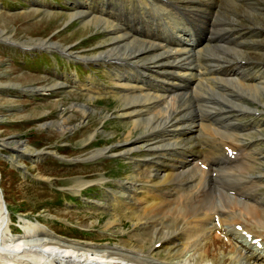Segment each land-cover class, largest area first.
<instances>
[{
	"label": "bare ground",
	"instance_id": "6f19581e",
	"mask_svg": "<svg viewBox=\"0 0 264 264\" xmlns=\"http://www.w3.org/2000/svg\"><path fill=\"white\" fill-rule=\"evenodd\" d=\"M189 1L194 0H182V3L186 6L185 2ZM195 1L191 3L189 11L200 14L203 11L202 3ZM80 3L83 7L70 9L68 13L71 15L67 19L80 17L84 27L112 30L110 40H106V43L111 41L112 45L95 56H86L94 59L101 58V53L113 57L125 56L131 65L130 71L117 68L112 84L121 100L117 112L129 119L128 133L120 151L131 159L134 171L128 178H117L115 181H119L115 186L107 185L116 188H110L108 198H97V202L112 205L116 211L103 228L117 225L118 216L126 210L131 212L141 209L144 216L137 213L132 218L133 224L152 226L154 237L162 238L163 241L158 248H149L147 251L137 244L80 243L57 235L45 224L33 220H23V231L15 234L8 223L9 211L0 208V264H100L96 259L86 258L88 250L107 253L118 259L114 264H251L250 259L245 262L239 257H232L230 252L209 248V226L212 225L211 212L219 207L220 200L245 211L242 219L249 226L263 222L258 211L264 210V206L242 202L235 196L236 190L242 195L253 196L252 189L264 185L259 183L260 179L264 181V148L260 146L264 135L262 125L254 122V126H249L254 127L257 133L238 127V122L248 126L249 123L241 118L247 117L249 110L257 109L251 107L245 97L259 100L264 94V68H260L261 65L250 68L252 64L241 65L239 62L231 65L220 61L218 56H214L216 49L208 51L209 43L203 45L202 38L195 36L191 29H184L180 20L160 14L159 9H165L160 4L152 3L153 20L129 36L125 30H120L122 20L102 11L101 16L89 15L88 12L95 5L89 4L91 7L85 9L88 0H81ZM101 6H104V2ZM156 17L162 21L159 23ZM253 24L259 23L253 21ZM252 56L253 53H249L242 58L248 60ZM146 59L151 61H144ZM116 60L120 61V58ZM141 61H144L145 67L140 66ZM60 83H53L50 87ZM198 93H203V96L195 109L198 113L192 116L196 107V101L192 98L197 97ZM91 97L96 96L91 94ZM73 106L80 108L83 114L87 109H96L86 103H74ZM228 107L232 109L226 110ZM188 113L192 119L184 116ZM68 118L54 120L50 125L65 130L73 125L65 121ZM219 119L226 122V132L217 131L221 126ZM136 128H141V132L133 136ZM215 136L222 139L205 147L204 142H209ZM14 142L17 147L19 144H24V148L27 146L25 142ZM223 144H230L236 150L232 159L240 162L230 164L225 153H218L217 149L223 151ZM111 149L97 147L85 157L103 152L111 154ZM140 150L144 153L147 151L146 157L134 158L135 152ZM250 156L254 157L253 162H249ZM199 161L204 162L206 168L201 167ZM217 177L221 179L216 181ZM102 179L98 178L100 183ZM87 180L77 183V186L86 185L90 181ZM206 182H209L207 189ZM222 182L240 189H223ZM0 203L3 205L1 197ZM252 213H255L256 218L246 219ZM236 218L239 217L228 215L222 217L221 221L232 224ZM159 220L164 222L159 224ZM230 234L235 244L237 240L245 242L239 231L231 229ZM225 243L231 244H222ZM244 245L249 247L251 253H257L255 256L259 260L264 259V254L254 250L252 245L246 242ZM161 249L172 251L167 256H160L158 252Z\"/></svg>",
	"mask_w": 264,
	"mask_h": 264
},
{
	"label": "rangeland",
	"instance_id": "374dc122",
	"mask_svg": "<svg viewBox=\"0 0 264 264\" xmlns=\"http://www.w3.org/2000/svg\"><path fill=\"white\" fill-rule=\"evenodd\" d=\"M39 1L40 3L47 4V8L51 11H47L44 5L35 3V0H0V36L7 38L12 37V39H17L26 43L48 45L57 44L58 47L66 46L67 52H73L72 55L85 54L95 56V54L102 49L104 51L106 47L112 45L111 41L106 43V40H110L112 30L107 28L96 29L94 26L84 27L83 21L80 17H74L72 20H70L72 17L67 19L68 16L71 15L68 11L74 0ZM66 1L68 3H66ZM89 1L91 2V0H88L87 6H84L85 9H88V6H92L89 5ZM97 1L99 0H92V3L95 5ZM117 1L118 0H108L109 4H107V6L112 11L114 17L117 16L125 21V24H123L124 26H120V30L123 32L126 31L127 33L130 29L132 15L138 17L141 13H144V8L143 5H140L138 0H122V8L118 10L113 7V2ZM194 1H189L188 3L185 2L187 4L186 6L191 7V3ZM254 1L256 2L253 3V8L261 5L258 4L259 0ZM102 3L103 2L101 1L100 5H102ZM61 4L64 5L62 8L64 10H61L60 7L63 6ZM162 4L166 9L170 10V12L173 11V6L171 4ZM235 6L238 7L236 4ZM261 6L264 7V5ZM258 10H260V7L259 9L253 10L255 13H252L250 7L244 8L243 6H240V8L235 9L236 13H241L246 18L245 24H251V21L264 19V15ZM45 12L47 13L45 14ZM54 13L58 15L54 16ZM88 14L101 16V12L95 14L90 13L89 11ZM108 15L110 16V13ZM229 19H232V17H229ZM101 41L104 44L101 43ZM212 46L213 45H209L207 50L218 49L212 48ZM222 50L225 52L229 51V55L226 59L242 58L245 56L243 53V51H245L244 49L227 47ZM251 50L255 49L252 48ZM54 51H49L51 55H48L47 53L41 54V51L33 50L30 52H23L16 49L14 46L0 42V136H5L6 139H11V141L13 139V141L18 140L25 142L27 146L26 148H21L23 151H32V147L40 149L45 146V148L56 150L58 148L59 150L57 151L71 157H84L93 148L98 146L104 148L111 146L112 148H116L121 142L118 147L119 150L111 149L110 152L122 153L120 149L122 148V141L125 140L124 137L128 133L127 126L129 121L126 122L127 117L122 116L117 112L121 105V100L117 96L118 94L113 88L102 86L100 87L101 92L97 93L95 95L96 97H91L90 94H87L88 91L86 90V87L84 86V88L79 82H84L89 79L99 85H109L108 73L111 72L110 66H112V63L109 61L105 63L100 60L82 63L81 61L83 60L81 58L74 60L71 55H57L56 52L60 51ZM250 53L253 52L251 51ZM207 55H209V53ZM103 56L113 57L107 53H101V57ZM98 58L99 57H97V59ZM113 58L117 59L118 57ZM144 61L151 60L146 59ZM220 61L223 60L220 59ZM246 64L250 63L241 62V65ZM253 66H256V64L249 65L250 68ZM122 68L124 69V67ZM112 79H114V77H112L111 80ZM56 82H65V85H57L46 93H41L39 91L30 93V91L26 90L21 91L18 87L19 85L40 86L45 84L48 87ZM25 92L30 95L28 96L24 94L22 97L14 96L15 94H22ZM202 96L203 93H198L197 97L192 98L193 101H196V107H194L192 116L198 113L195 109H197ZM261 96L259 97V100L249 99L248 97H245V99L256 106L263 108L264 94ZM73 100L85 101L96 109L86 112L87 119L80 122V119L84 114L80 108L77 109V107H75L72 109L70 107ZM231 109L232 108L230 107H228V109L226 108V110ZM184 116L189 117L188 119H192V116L190 115ZM65 117H69L65 120L69 124L75 122L78 123L73 124L74 126L72 125L70 129L67 128L64 131H61L53 125H49L46 128L41 126V122L48 119H52L47 121V123L51 124L52 121L62 120ZM238 124L240 125L242 123L238 122ZM94 130V137L90 140L89 135ZM139 130H141V128H136L132 135L136 136L140 134L139 132L141 131ZM12 135L20 136L21 138ZM59 140L61 142H64L65 140L71 141L74 143V146L68 147L67 149L65 147H60L58 145L60 142ZM10 144L12 143L10 142ZM260 145H264V139ZM0 150L11 154L13 153L3 147H0ZM217 150L219 151L218 153L224 154L220 149ZM140 151L135 152L134 158L146 157L145 154L147 151L145 153ZM110 157H116L115 159L111 158L115 161L109 160ZM26 158L27 157L20 154L17 155V163H27L29 168H27L26 165L25 168L29 169L37 178L23 173L19 168L15 169L11 162L9 164L3 156H0V186L9 208V224H11L16 231L19 232L22 229L21 223L23 220H29V218L37 220V218H39L51 228L63 233V235L72 236L79 233H108L114 235L116 239L118 235L122 234L131 239L133 238L139 243L141 241L140 244L143 245L142 248L144 250L152 245L150 242L152 239V232L148 231V228H140L139 225H136V228H139L140 230H134L132 225L133 221L130 223L128 220L132 215H126L124 217V226H116L112 229L103 228L108 219L114 216L115 213L111 205H99L95 201L96 196H100L99 198H105L109 195L108 192H106L107 188H103L101 184L96 185L98 188L90 193L83 192V194L87 195L84 204H71L69 203V200H66L64 203L57 202L58 200L63 201V193L57 194V201L52 199L55 197L54 190L51 187L55 184L54 180L56 179V182L59 183V185L72 187L76 183V180L80 176H83L82 174H79L78 169H81L83 173H89L86 169H83L84 167H87L91 172L84 177L92 179L100 177L105 173L108 176L105 178V182L108 184H113L114 178L125 175L127 170L131 169V171L124 177H120L124 179L128 178L133 174L134 166L132 162H129V159L126 158L125 155L119 154L108 156L106 153H102L99 156L94 157L91 163L83 162L82 159L71 160L72 162L65 161L66 163L58 161L54 162L51 155L44 154L28 157V159L33 160L31 162ZM120 160L123 164L121 162H116ZM114 162L116 163L114 164ZM108 166H112V172H119H109ZM46 175L51 178L44 181L42 178ZM219 179L221 178L217 177L216 181ZM84 180L87 179H78L77 182L80 183ZM88 187L90 186H87L84 189H87ZM69 191H75L74 193L78 194L80 193L78 191L76 192V189L74 188ZM104 193L105 195L102 196ZM68 197L74 202L78 201L79 203H82V200L74 194L70 193L68 194ZM68 208H74V210H69ZM99 215L101 216L99 217ZM155 225L156 222L154 223V226ZM99 239H101V237ZM115 243L110 245H114ZM164 256H167V254Z\"/></svg>",
	"mask_w": 264,
	"mask_h": 264
},
{
	"label": "water",
	"instance_id": "95a60500",
	"mask_svg": "<svg viewBox=\"0 0 264 264\" xmlns=\"http://www.w3.org/2000/svg\"><path fill=\"white\" fill-rule=\"evenodd\" d=\"M7 39H10V38L0 36V40H5V41H7ZM12 43H14V42H12Z\"/></svg>",
	"mask_w": 264,
	"mask_h": 264
}]
</instances>
